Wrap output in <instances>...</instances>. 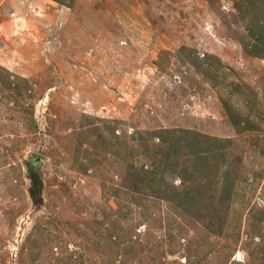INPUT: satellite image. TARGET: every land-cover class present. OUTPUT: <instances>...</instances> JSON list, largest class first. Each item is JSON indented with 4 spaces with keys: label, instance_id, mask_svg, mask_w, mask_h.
I'll use <instances>...</instances> for the list:
<instances>
[{
    "label": "rangeland",
    "instance_id": "obj_1",
    "mask_svg": "<svg viewBox=\"0 0 264 264\" xmlns=\"http://www.w3.org/2000/svg\"><path fill=\"white\" fill-rule=\"evenodd\" d=\"M65 1L0 0V264H264V0Z\"/></svg>",
    "mask_w": 264,
    "mask_h": 264
},
{
    "label": "trees",
    "instance_id": "obj_2",
    "mask_svg": "<svg viewBox=\"0 0 264 264\" xmlns=\"http://www.w3.org/2000/svg\"><path fill=\"white\" fill-rule=\"evenodd\" d=\"M54 1L69 6L68 4H66L65 0H54ZM225 108H226V106H225ZM227 112H228V116L231 118L232 117V114H231L232 111L228 108ZM186 146L191 148L189 150L191 156L195 157L196 159L198 158L199 160L204 159L206 157L205 154H204L206 152H207V154H210L212 157L216 155V153H212V152H217L219 155H222V153L220 152V149L222 148L223 145L221 143H215L213 147H210V145H202V144L200 145L199 144V145H196V147L194 148V146H192V142H190L188 145L186 144ZM168 147H169L168 151L166 149L167 156H169L172 153L174 155L177 153V149H176L175 146L170 145ZM31 178H32V181L35 182V180H36L35 176L32 175ZM182 180L186 181L185 176H182ZM188 213H191L189 209H188Z\"/></svg>",
    "mask_w": 264,
    "mask_h": 264
},
{
    "label": "crops",
    "instance_id": "obj_3",
    "mask_svg": "<svg viewBox=\"0 0 264 264\" xmlns=\"http://www.w3.org/2000/svg\"><path fill=\"white\" fill-rule=\"evenodd\" d=\"M46 2L47 3H55V4H57L59 7H61L58 10H61L63 8H68L69 7V6L65 5V4L58 3V2H56L54 0H42L41 3H39V0H33L32 7H33V10L35 11V13H40L41 9L43 8V5H41V4L42 3H46ZM69 8H71V7H69ZM17 15H18V13H14L12 15L13 17H15V20L17 21V22L16 21L13 22V25L14 26H24V25L21 24L22 17H16ZM59 16H63V18L61 20H63L66 17V16H64V12L60 13ZM57 18H58V21H59L60 17H57ZM18 21H20V22H18ZM65 21H66V19H65ZM10 25L12 26L11 22H10ZM57 25L60 26V24H57ZM62 26H63V24H62Z\"/></svg>",
    "mask_w": 264,
    "mask_h": 264
},
{
    "label": "water",
    "instance_id": "obj_4",
    "mask_svg": "<svg viewBox=\"0 0 264 264\" xmlns=\"http://www.w3.org/2000/svg\"><path fill=\"white\" fill-rule=\"evenodd\" d=\"M38 161H39V158H36V159L34 160L33 164H37Z\"/></svg>",
    "mask_w": 264,
    "mask_h": 264
}]
</instances>
